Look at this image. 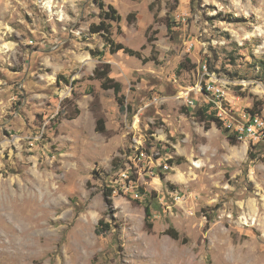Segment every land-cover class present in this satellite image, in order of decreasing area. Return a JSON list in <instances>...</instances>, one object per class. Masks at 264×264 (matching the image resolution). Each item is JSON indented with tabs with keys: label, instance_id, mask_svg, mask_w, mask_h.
Masks as SVG:
<instances>
[{
	"label": "rangeland",
	"instance_id": "rangeland-1",
	"mask_svg": "<svg viewBox=\"0 0 264 264\" xmlns=\"http://www.w3.org/2000/svg\"><path fill=\"white\" fill-rule=\"evenodd\" d=\"M104 2L136 54L90 31L97 0H0V264H264V140L232 142L193 89L212 80L209 112L264 119V0ZM107 63L119 91L95 76ZM138 146L162 166L109 208Z\"/></svg>",
	"mask_w": 264,
	"mask_h": 264
},
{
	"label": "built area",
	"instance_id": "built-area-1",
	"mask_svg": "<svg viewBox=\"0 0 264 264\" xmlns=\"http://www.w3.org/2000/svg\"><path fill=\"white\" fill-rule=\"evenodd\" d=\"M206 69L207 67L205 66V70ZM193 89L197 92L212 94L213 97L209 98L208 103L213 104V106L215 104H220L225 99L224 89L220 86L217 87L212 80L205 82V86L200 82L197 84V87ZM187 101L189 105H195L194 100H190L189 96ZM219 107L221 110H218V117L224 122L227 128L236 133L239 139L244 140L250 138V140L256 142L264 140V119L258 114H250L247 120L235 123L231 119L226 118L222 106L220 105ZM161 166V160L153 153H150L148 148L138 146L135 152L129 156L127 166L122 168L111 178L109 186L114 194L140 196L141 179L144 180L145 176L153 177L156 168ZM166 167H168V165H166Z\"/></svg>",
	"mask_w": 264,
	"mask_h": 264
},
{
	"label": "trees",
	"instance_id": "trees-1",
	"mask_svg": "<svg viewBox=\"0 0 264 264\" xmlns=\"http://www.w3.org/2000/svg\"><path fill=\"white\" fill-rule=\"evenodd\" d=\"M98 4H99V7H100V17H101V20L99 23H92L91 26H90V31L92 33H99V34H102L104 37H105V40H106V44L108 47H110V50L111 52H118L120 50H124L125 52L127 53H130L132 55L136 54L137 52L127 46H125L123 43H118L116 42L112 37H111V31H110V27H109V24L107 23V21H118L121 19V15L119 14L118 10L112 6V5H108L106 7V4L104 2V0H97ZM109 67L110 65L107 63L105 65V68H96L95 69V76L97 78H100V79H103L104 82H103V86L104 87H107V88H115L116 91H119L120 90V83L119 82H115L113 83V79L110 78L108 76L110 70H109ZM209 106L211 107L212 105L209 104ZM208 105L205 106L204 108L202 107L200 110H199V113H202L203 115H205V119L208 120V121H215L217 122V125L218 126H222L223 125V122L222 120L216 115V114H213L212 111L209 112L208 110ZM204 109V110H203ZM207 110H208V113H207ZM77 111L79 112V109H77ZM101 121V120H100ZM98 130L99 131H103V125L102 126H99L98 127ZM226 130H230L229 128L226 127ZM228 138L234 142L238 139L237 135L235 132L232 131V133H230L228 135ZM172 164V162H174V160H169ZM162 175V178H164V175L161 173ZM167 185L171 188L174 189V185L170 182H166ZM113 190L111 188H106L105 191H104V196H105V201H106V204L109 208H112L113 206ZM140 195H144L146 194V191L143 189V188H140ZM145 211H146V223H147V226L148 228H152L153 227V223H152V211H151V207L149 205H146V208H145ZM111 214V212H109ZM112 215V214H111ZM114 218V216H112ZM103 219H101L99 221V224L97 225V228H96V232L98 234H103L105 233L107 230L110 229V223H106L105 227H101L100 224L102 225L103 224ZM166 233L169 234L171 237L175 238V239H180L181 236L178 232V230H176L174 227H169L167 230H166ZM188 240V238H183V241L186 242Z\"/></svg>",
	"mask_w": 264,
	"mask_h": 264
},
{
	"label": "bare ground",
	"instance_id": "bare-ground-1",
	"mask_svg": "<svg viewBox=\"0 0 264 264\" xmlns=\"http://www.w3.org/2000/svg\"><path fill=\"white\" fill-rule=\"evenodd\" d=\"M6 45H7V44H6ZM156 182H157V183H160L158 179H156Z\"/></svg>",
	"mask_w": 264,
	"mask_h": 264
}]
</instances>
